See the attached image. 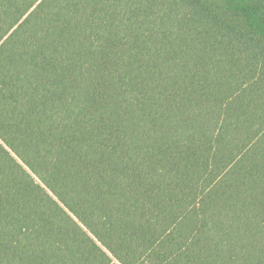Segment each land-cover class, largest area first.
Segmentation results:
<instances>
[{"label":"trees","instance_id":"16d2710c","mask_svg":"<svg viewBox=\"0 0 264 264\" xmlns=\"http://www.w3.org/2000/svg\"><path fill=\"white\" fill-rule=\"evenodd\" d=\"M0 264H264V0H0Z\"/></svg>","mask_w":264,"mask_h":264}]
</instances>
